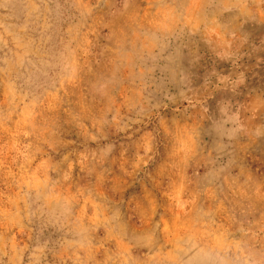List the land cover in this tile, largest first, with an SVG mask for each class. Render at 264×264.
<instances>
[{"label": "clouds", "instance_id": "obj_1", "mask_svg": "<svg viewBox=\"0 0 264 264\" xmlns=\"http://www.w3.org/2000/svg\"><path fill=\"white\" fill-rule=\"evenodd\" d=\"M32 2L0 32V141L27 130L32 162L0 143V245L26 242L24 264L36 245L41 264H264V202L241 191L264 187V0ZM101 193L126 234L90 219Z\"/></svg>", "mask_w": 264, "mask_h": 264}, {"label": "rangeland", "instance_id": "obj_2", "mask_svg": "<svg viewBox=\"0 0 264 264\" xmlns=\"http://www.w3.org/2000/svg\"><path fill=\"white\" fill-rule=\"evenodd\" d=\"M34 15V8L32 0H0V32H12L18 29L21 25L29 21ZM94 37L93 32H88L85 36L87 41H92ZM62 71L71 75H75L77 72L76 63L65 62ZM28 114H26L27 116ZM9 136H15V139L9 140L5 138L4 143L9 153L10 159L19 158L21 161H28L31 164V157L29 151L31 145L28 143L30 133L25 130L21 132L19 136L10 133ZM111 150L110 144L97 143L96 146L91 149L93 153H99L107 155ZM28 164L25 167H28ZM46 164L45 161L36 162L32 167L28 179L36 185H40L46 181L48 177L41 179L40 170ZM215 177L211 172L205 174L202 177V182L205 184H212ZM238 183H240L238 181ZM184 185L177 183L171 190L170 195L175 197L176 205L179 209H183L185 204L188 203L187 198L184 196ZM241 191L249 194V198L253 204L257 202H264V187L259 184L242 183ZM91 213L90 219L95 222L98 230L102 229L106 235L112 234H126L127 225L122 217L121 212L113 208L109 203V200L102 193L97 197L95 194L90 199ZM138 205L133 204L132 209L136 210ZM85 209L81 208V212ZM247 231V229H245ZM16 237L11 240V248L16 251L15 257L11 255L9 248L5 245H0V264H24V252L28 250V245L24 242L23 246L16 244ZM41 252L42 246H34L29 254L30 264H41ZM236 264H262L261 258H258L255 252L242 254V258L236 261Z\"/></svg>", "mask_w": 264, "mask_h": 264}]
</instances>
